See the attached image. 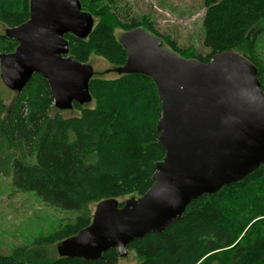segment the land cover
<instances>
[{
  "label": "trees",
  "instance_id": "1",
  "mask_svg": "<svg viewBox=\"0 0 264 264\" xmlns=\"http://www.w3.org/2000/svg\"><path fill=\"white\" fill-rule=\"evenodd\" d=\"M202 1L206 56L161 34L147 15L123 17L119 0H80L95 25L87 38L65 35L70 55L82 64L97 55L115 69L123 67L128 54L117 31L143 28L185 59L208 63L222 52L240 53L257 67L264 93V0ZM29 15L30 0H0V23L7 29L25 24ZM17 47L0 34V54ZM89 91L94 107L74 104L80 115L70 118L55 107L41 75H34L11 107L0 101V137L11 150L8 174L15 193L34 192L46 203L79 212L75 222L49 236L0 254V264H118L116 248L98 260H84L61 257L57 247L90 226V205L140 198L151 189L165 157L158 131L162 106L154 81L144 75L93 76ZM129 251L136 252L139 264H264V165L193 201L164 232L134 240Z\"/></svg>",
  "mask_w": 264,
  "mask_h": 264
},
{
  "label": "water",
  "instance_id": "2",
  "mask_svg": "<svg viewBox=\"0 0 264 264\" xmlns=\"http://www.w3.org/2000/svg\"><path fill=\"white\" fill-rule=\"evenodd\" d=\"M94 24L80 0H30L29 20L6 29L18 47L0 55L3 83L21 95L34 75H41L57 109L91 102L94 72L70 55L65 35L87 38ZM120 43L127 62L114 70L147 76L157 87L165 157L144 196L123 207L114 199L100 202L90 226L58 245L61 257L98 260L112 248L124 256L134 240L164 232L193 201L264 165V93L248 58L226 51L208 63L185 59L143 28L124 33Z\"/></svg>",
  "mask_w": 264,
  "mask_h": 264
},
{
  "label": "rangeland",
  "instance_id": "3",
  "mask_svg": "<svg viewBox=\"0 0 264 264\" xmlns=\"http://www.w3.org/2000/svg\"><path fill=\"white\" fill-rule=\"evenodd\" d=\"M119 3L123 17L147 15L154 20L155 27L161 34L171 35L181 47L194 46L202 56L210 53L203 45L206 9L202 0H119ZM6 29L0 23V34L5 35ZM116 34L121 37L124 33L118 30ZM163 48L168 49L166 45ZM2 54L7 53L0 55ZM87 65L92 68L96 77H117L115 68L97 55H92ZM17 98L18 93L3 83L0 70V101L11 107ZM85 105L94 107L92 102ZM59 112L66 118L80 115L73 109ZM10 153L11 150L0 137V254L5 255H11L16 249L31 245L37 238L49 236L60 225L75 222L79 216L77 211L63 210L44 202L34 192L15 193L8 174ZM135 197L125 196L119 198L118 202L126 203ZM96 207L97 204L90 205L92 212H95ZM140 260L136 252L129 251L119 257L118 264H139Z\"/></svg>",
  "mask_w": 264,
  "mask_h": 264
},
{
  "label": "bare ground",
  "instance_id": "4",
  "mask_svg": "<svg viewBox=\"0 0 264 264\" xmlns=\"http://www.w3.org/2000/svg\"><path fill=\"white\" fill-rule=\"evenodd\" d=\"M23 93V92H22Z\"/></svg>",
  "mask_w": 264,
  "mask_h": 264
}]
</instances>
